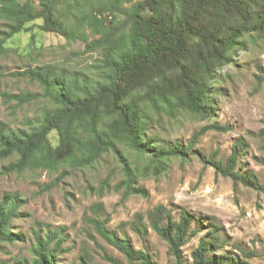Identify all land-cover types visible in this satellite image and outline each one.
Here are the masks:
<instances>
[{
    "label": "trees",
    "instance_id": "1",
    "mask_svg": "<svg viewBox=\"0 0 264 264\" xmlns=\"http://www.w3.org/2000/svg\"><path fill=\"white\" fill-rule=\"evenodd\" d=\"M36 20L43 32L67 43L83 42L84 53L98 51L100 59L93 68L100 78L92 83L69 79L63 72L56 74L51 65L20 72L39 85L51 106L30 130H13L0 121V161L15 159L1 173L53 172L64 165L86 168L108 151L118 153L115 148L120 142L145 155L148 172L157 174L173 159L185 161L192 145H162L149 137L148 108L172 116L182 110L199 119L211 118L216 111L211 88L218 71L244 50L245 36L250 42L264 39V0H0V54L6 52L3 45L8 39L30 30L32 26L27 25ZM209 129L226 128L212 125L201 132ZM52 132L55 145L49 139ZM244 147V142L237 141L225 163L213 158L208 162L216 174L261 189L252 174L236 170ZM119 161L124 179L115 188L123 189L122 198L145 197L144 189L134 186L139 169H132L125 159ZM21 204L13 194L1 198L0 243L23 237L10 230L12 219L27 217L18 212ZM193 221L185 210L175 220L171 211L159 206L136 213L129 227L140 238L154 231L166 243L175 264H183L182 248L199 233ZM206 226L190 253L191 264H243L242 258L255 256L230 243L220 225L208 222ZM94 230L128 264H156L147 252L135 249L128 237L119 238L103 223L94 221ZM62 232L58 228L42 234L36 224L31 257L15 264H57L58 256L67 251ZM89 262L90 257L83 256L79 264Z\"/></svg>",
    "mask_w": 264,
    "mask_h": 264
},
{
    "label": "rangeland",
    "instance_id": "2",
    "mask_svg": "<svg viewBox=\"0 0 264 264\" xmlns=\"http://www.w3.org/2000/svg\"><path fill=\"white\" fill-rule=\"evenodd\" d=\"M39 24L36 20L27 25L32 26L30 30L13 35L3 45L6 52L0 54V121L13 130L36 127L43 111L51 106L39 85L20 72L51 65L56 74L63 72L69 79L92 83L100 78L93 68L100 59L98 51L84 53L83 42L67 43L56 34L39 30ZM244 39V50L216 75L211 88L216 111L211 118L199 119L182 110L172 116L148 108V136L162 145L191 144L185 161L173 159L165 170L151 173L149 159L120 142L115 148L118 153L108 151L92 166L80 169L64 165L53 172L36 169L5 175L2 167L15 159L0 161V200L6 194L17 196L22 200L18 212L27 214L25 220H11L12 234L23 237L0 243V263L15 264L31 257L32 229L39 223L42 234L63 229L67 251L58 256L57 264H79L83 256L90 257L89 264H128L96 233L94 221H99L119 238L128 237L135 249L147 252L156 264H175L166 243L154 231L140 238L129 227L136 213L162 206L175 220L181 210L187 211L199 230L182 248L183 264H191L190 253L208 222L220 225L230 243L254 253L252 258H242L243 264H264V39ZM26 96L32 98L24 102ZM212 125L226 129L201 132ZM49 139L56 144L54 132ZM240 140L246 147L236 160V170L252 174L261 189L216 174L208 162L213 158L225 163ZM120 158L132 169H139L134 186L142 187L145 197L123 199V189L115 188L124 179Z\"/></svg>",
    "mask_w": 264,
    "mask_h": 264
}]
</instances>
